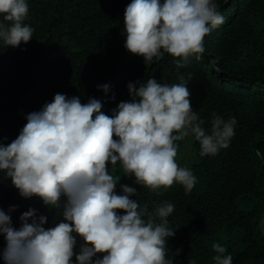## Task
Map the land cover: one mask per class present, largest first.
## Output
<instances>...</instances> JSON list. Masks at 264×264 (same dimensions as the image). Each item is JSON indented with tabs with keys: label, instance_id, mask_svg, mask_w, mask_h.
<instances>
[{
	"label": "clouds",
	"instance_id": "obj_1",
	"mask_svg": "<svg viewBox=\"0 0 264 264\" xmlns=\"http://www.w3.org/2000/svg\"><path fill=\"white\" fill-rule=\"evenodd\" d=\"M28 13L26 0H0V42L5 47L33 38L34 29L25 23ZM223 23L213 0H131L124 10V46L145 63L167 53L176 58L177 69L185 68L191 57L201 59L205 36ZM191 79L189 72L175 84L152 77L129 82L130 99L119 102L110 116L96 98L81 103L78 96L61 93L26 114L18 136L7 145L0 142V172L20 196L40 197L49 209H60L62 219L44 227L48 218L29 208L16 227L0 209L4 264H74L73 256L75 264H173L166 259V238L175 234L168 226L174 204L165 201L149 211L147 204L130 199L137 189L126 184L117 195L120 176L115 172L119 165L123 176L152 191L179 183L188 194L197 178L177 164L176 142L193 135L202 157L229 147L236 119L213 113L207 133L190 102ZM97 88L107 93L110 86ZM256 155L264 157L259 149ZM15 208L10 206L9 213ZM72 233L83 241L78 252ZM212 249L214 264H232L225 246L213 243Z\"/></svg>",
	"mask_w": 264,
	"mask_h": 264
},
{
	"label": "trees",
	"instance_id": "obj_2",
	"mask_svg": "<svg viewBox=\"0 0 264 264\" xmlns=\"http://www.w3.org/2000/svg\"><path fill=\"white\" fill-rule=\"evenodd\" d=\"M224 1L213 0L224 23L205 36L201 59L193 56L190 66L180 69L170 54L145 63L143 56L125 48L124 10L131 0H26L25 23L34 29L33 38L18 47L0 42V142L4 145L18 136L27 123L26 114L51 102L57 93L78 96L81 103L96 98L103 105L101 111L110 116L122 93L128 92L129 82L152 77L175 84L179 75L189 72L190 102L204 120L205 131H211L213 113L224 120L236 119L229 147L215 156H200L193 135L176 142L181 153L190 152L186 161L193 143L195 161L187 168L197 183L188 194L179 183L152 191L135 183L134 177L123 176L116 166L117 195L123 194L120 185L126 184L137 189L130 199L147 204L149 211L165 201L174 204L168 226L175 234L166 238V259L173 264H214L213 243L226 247L232 264H264L260 226L264 157L256 155L257 149L264 154V0ZM102 84H109L107 93L97 88ZM243 199L247 206L241 205ZM13 205L16 208L9 213ZM29 208L48 218L44 227L62 219L61 210L49 209L40 197L20 196L0 172V209L11 216L14 226ZM72 235L78 252L82 238ZM4 244L0 235V249ZM177 249L181 251L175 255ZM72 259L75 264V256Z\"/></svg>",
	"mask_w": 264,
	"mask_h": 264
},
{
	"label": "rangeland",
	"instance_id": "obj_3",
	"mask_svg": "<svg viewBox=\"0 0 264 264\" xmlns=\"http://www.w3.org/2000/svg\"><path fill=\"white\" fill-rule=\"evenodd\" d=\"M130 99V97H129V94H128V92H123L122 93V100L121 101H128ZM186 138H190L191 139V134H189V136L188 137H186ZM185 140V139H184ZM186 148L188 149V150H190V146H189V144H187V146H186ZM190 154V152L189 151H186V152H184V151H182V153H181V147H180V149L178 150V153H177V156H176V162H177V164L180 166V167H188V165L189 164H192V163H194V161H195V156H194V148H193V143H192V153H191V155L188 157V160L186 161V157H185V154ZM181 155V156H180ZM181 159H182V162H181ZM186 162V163H185ZM181 163H182V165H181ZM116 176H120V173H118ZM241 205L242 206H247L248 205V201H246L245 199H243L242 200V202H241Z\"/></svg>",
	"mask_w": 264,
	"mask_h": 264
},
{
	"label": "water",
	"instance_id": "obj_4",
	"mask_svg": "<svg viewBox=\"0 0 264 264\" xmlns=\"http://www.w3.org/2000/svg\"><path fill=\"white\" fill-rule=\"evenodd\" d=\"M224 3H225V1H224ZM260 226H261V230H262V232L264 234V212H263V214L261 216V219H260Z\"/></svg>",
	"mask_w": 264,
	"mask_h": 264
}]
</instances>
